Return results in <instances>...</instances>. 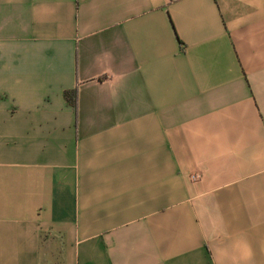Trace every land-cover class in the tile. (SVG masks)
Masks as SVG:
<instances>
[{"label":"crops","instance_id":"crops-1","mask_svg":"<svg viewBox=\"0 0 264 264\" xmlns=\"http://www.w3.org/2000/svg\"><path fill=\"white\" fill-rule=\"evenodd\" d=\"M0 264H264V0H0Z\"/></svg>","mask_w":264,"mask_h":264},{"label":"trees","instance_id":"trees-1","mask_svg":"<svg viewBox=\"0 0 264 264\" xmlns=\"http://www.w3.org/2000/svg\"><path fill=\"white\" fill-rule=\"evenodd\" d=\"M63 96H64V98H65V100H71V103H72V106H74V99H73V94H72V97H71V95H70V93H64L63 94Z\"/></svg>","mask_w":264,"mask_h":264}]
</instances>
